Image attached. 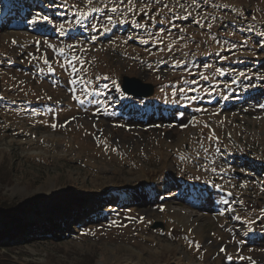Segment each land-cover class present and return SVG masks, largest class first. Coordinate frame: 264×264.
<instances>
[{
  "label": "rangeland",
  "instance_id": "rangeland-1",
  "mask_svg": "<svg viewBox=\"0 0 264 264\" xmlns=\"http://www.w3.org/2000/svg\"><path fill=\"white\" fill-rule=\"evenodd\" d=\"M196 2L0 0V264H264V0Z\"/></svg>",
  "mask_w": 264,
  "mask_h": 264
},
{
  "label": "trees",
  "instance_id": "trees-1",
  "mask_svg": "<svg viewBox=\"0 0 264 264\" xmlns=\"http://www.w3.org/2000/svg\"><path fill=\"white\" fill-rule=\"evenodd\" d=\"M185 196V197H184ZM187 197V195H182V199L184 200V198H186ZM109 201V203H112L111 204V206H113V205H115V203H119V201H124L123 199H120V198H117V197H115V198H112V199H109L108 200ZM75 211V216H74V223H76V221H78L77 223H79L78 225H77V227L78 226H80V225H83V226H85L86 224H85V222L87 221V222H89V221H91V220H93V219H95L96 217H98V215H100V213H106V212H104V211H99V212H96L97 210H94V211H91V212H89V211H86V210H84V209H82V208H80V209H75L74 210ZM92 212H94L93 214H91ZM13 213V210H7V212H2L1 213V211H0V221H2L3 220V218L5 217V218H8V219H12V220H14L13 222H11V223H15L14 225H15V227L14 228H17V227H19L20 228V230H17L19 233H30V231H32L33 230V228L34 227H36L35 225H36V223L37 222H30V224L29 223H26V224H24L23 226H20L19 225V223H18V220H16V219H14V215L12 214ZM82 214V215H81ZM81 215V216H80ZM90 217H91V219H90ZM102 217L104 218V215H102ZM2 219V220H1ZM86 220V221H85ZM70 221L71 220H67V219H65L64 220V223L63 224H68V223H70ZM58 222H60V219H58V218H56V217H47L46 219H45V221H44V227H45V229H47V228H49V229H47L46 230V232L47 231H53V230H55V231H57V232H59V233H64V232H66V233H68V232H70V230H68L69 228H66V229H64V227L63 226H61V225H58ZM10 223V224H11ZM5 228V227H4ZM34 231H37V229L36 230H34ZM4 231L3 232H0V239H3L2 237H4ZM65 234V233H64ZM58 239V238H57Z\"/></svg>",
  "mask_w": 264,
  "mask_h": 264
},
{
  "label": "water",
  "instance_id": "water-1",
  "mask_svg": "<svg viewBox=\"0 0 264 264\" xmlns=\"http://www.w3.org/2000/svg\"><path fill=\"white\" fill-rule=\"evenodd\" d=\"M121 88L128 95L135 97H148L153 94L154 84L149 82H144L139 77L123 76ZM151 228L163 229L164 225L162 222H154L151 225Z\"/></svg>",
  "mask_w": 264,
  "mask_h": 264
},
{
  "label": "snow or ice",
  "instance_id": "snow-or-ice-1",
  "mask_svg": "<svg viewBox=\"0 0 264 264\" xmlns=\"http://www.w3.org/2000/svg\"><path fill=\"white\" fill-rule=\"evenodd\" d=\"M113 10H115V9H113ZM93 11H95V9H93ZM81 15H87V14H86V13H81ZM42 19H43L44 21L51 22L47 16L42 17ZM63 27H64L63 25H60V28L57 29V31H61V32H62ZM48 46H49V47H52V45H50V44H49ZM45 63H47V61H45ZM53 127H55V125H53Z\"/></svg>",
  "mask_w": 264,
  "mask_h": 264
}]
</instances>
